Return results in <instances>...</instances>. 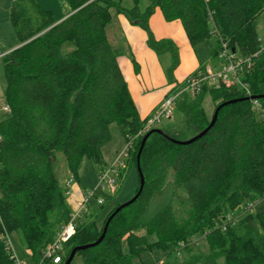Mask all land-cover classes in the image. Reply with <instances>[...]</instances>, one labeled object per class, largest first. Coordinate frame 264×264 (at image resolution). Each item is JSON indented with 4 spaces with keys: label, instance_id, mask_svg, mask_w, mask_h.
Returning <instances> with one entry per match:
<instances>
[{
    "label": "trees",
    "instance_id": "trees-1",
    "mask_svg": "<svg viewBox=\"0 0 264 264\" xmlns=\"http://www.w3.org/2000/svg\"><path fill=\"white\" fill-rule=\"evenodd\" d=\"M67 1L72 11L59 20L34 0H16L11 6L20 45L1 60L8 113L0 119V233L5 229L17 235L33 264H63L73 247L100 236L116 206L101 229L98 212L77 219L60 263L39 262L70 215L55 171L58 153L75 180L83 159L96 164L98 173L106 164L102 147L111 140L114 123L129 142L128 165L137 172L142 137L156 126L144 130L150 114L140 117L105 27L111 8L136 21L146 32L148 47L157 54L171 52L167 73L172 81L179 61L175 47L170 39H156L148 26V17L159 7L166 21H180L192 48L213 39L207 55L214 62L224 47L251 57V66L238 73L248 93L237 83L226 87L223 82L213 88L203 82L191 99L182 92L175 108L185 114L194 135L209 124L217 105L236 101L221 106L213 125L189 143L152 131L139 154L141 193L115 213L99 243L75 254H81L84 264H133L143 250L171 253L178 242L205 232L207 253L200 264H264V211L245 210L264 197V120L245 98L264 95L263 40L256 31L264 0H130V6L124 0ZM65 43L73 48L62 53ZM207 62L186 79L204 72ZM207 92L212 101L219 100L210 118L201 106ZM256 98L264 102V97ZM177 191L183 193V213L175 206ZM229 213L236 220L222 229ZM140 229L144 232L139 234ZM123 240L127 253L121 250ZM0 264H14L1 239Z\"/></svg>",
    "mask_w": 264,
    "mask_h": 264
},
{
    "label": "rangeland",
    "instance_id": "rangeland-1",
    "mask_svg": "<svg viewBox=\"0 0 264 264\" xmlns=\"http://www.w3.org/2000/svg\"><path fill=\"white\" fill-rule=\"evenodd\" d=\"M124 3L129 6L131 5L130 0H124ZM138 27L141 28L139 25ZM256 31L259 33V36L264 41V12H261L258 15ZM212 44H213V39L202 42L201 44L196 46L195 53L197 58H199L201 62L205 60L208 61L205 64V69L207 67H211L212 71L214 72V71H219L222 68V66L227 65L228 61L224 57L219 56L221 51L218 54L216 62H214L215 58L211 57L209 59L207 52ZM173 45L175 47L177 56H179L178 47L174 43ZM72 48H73L72 44L65 43L61 47V52L65 53L71 50ZM155 57L157 58L158 68L160 67L159 69L161 73L164 75L166 80H168L169 78L167 71L168 68L172 65V61H173L171 52L169 50H166L160 54L156 53ZM189 75H187L183 80H185ZM168 81H167L168 83H171L170 80ZM206 83L209 88H213L219 85L220 81L208 80ZM241 83L243 84V82ZM233 85L234 84H229L225 86L230 87ZM237 85H239V87L242 86L239 83H237ZM182 86H180L176 92L170 91L162 98V100L165 97L167 98L177 93ZM174 87L175 86H173L171 89H173ZM197 93H195L194 95H190L187 93V95L191 99ZM179 95L180 94L178 93L176 96V100L174 101L175 107ZM2 99H3V94L0 96V119L8 113V110L4 108V106H6L4 100H3L4 106L1 103ZM218 102L219 100H216V102L211 100V96L209 92H207L203 96L201 106L204 108L205 112L207 113L208 118L211 117L214 107ZM175 107H173V113L170 117H162L159 121L155 122L153 126L162 128L164 132L170 134V136L174 139L186 140L194 136L195 130L187 125L185 114L177 111ZM151 113L152 111L149 114L151 115ZM109 128L112 137L111 140L102 147V154L106 163L103 170L104 169L109 170L111 177L114 178V182L112 183L113 192H111L108 189H103V190L97 189L95 191V197L102 198L103 204L97 203L96 198L92 197L91 199H89L86 205L85 208L86 211L82 209L80 212L81 217L84 216V214L88 213L89 211L94 213L98 212V215L96 217V222L99 229L102 228L104 219L107 216V214L115 206L117 207L120 203H123L128 199H130L134 195L139 185L138 175L135 167H133V165H128V159H129L128 155L127 154L121 155L128 142H126L123 139V137L121 136L118 130V127L114 123L110 124ZM55 171L61 182V186L63 190L68 191V193H65L66 203L69 207L70 213H72L79 208V201L81 200L83 194L96 187L97 165L89 162L86 159H83L79 169V179L75 180L71 172L67 169L64 156L62 155V153H58V160L56 163ZM69 178H72V181L67 186L65 182ZM182 196L183 193L181 191H177L174 199L175 206L180 213H183L181 200L179 199V197ZM253 210L264 211V197H262L261 199L255 202V204L253 205ZM143 232L144 230L140 229L139 232L137 233L140 234ZM4 235H8V237L11 239L14 247V251L17 254V256L20 259L25 260L27 264H33L32 254L27 248H25V245L22 243L21 239H19L17 235L13 233H8L5 229H3L2 232L0 233V239L2 241H3L2 237ZM154 238H155L154 235H151L148 237V240L153 241ZM181 243H185V245L181 246ZM4 250L8 256V259L11 260L10 254L5 248V245H4ZM121 250L123 253H127L128 251L125 240L122 241ZM206 253H207V245H206L205 232H204L201 234H193L187 237L184 241L182 240L178 242L176 247H174V250H172L171 253L162 252L155 248H153L152 250H143L139 253L138 256L134 257L133 264H185L190 260L195 261L194 264H200L202 262L201 258H203ZM70 264H84L81 254H75Z\"/></svg>",
    "mask_w": 264,
    "mask_h": 264
},
{
    "label": "crops",
    "instance_id": "crops-1",
    "mask_svg": "<svg viewBox=\"0 0 264 264\" xmlns=\"http://www.w3.org/2000/svg\"><path fill=\"white\" fill-rule=\"evenodd\" d=\"M15 1L0 0L1 93L4 85L1 60L20 45L10 16L11 6ZM34 2L50 10L58 20L72 11L67 0H34ZM138 25L136 21H131L125 13L111 8L110 20L105 30L138 113L140 117H145L159 105L162 98L171 91L175 84L180 83L198 67L201 60L197 58L195 49L191 47L180 21H166L160 8L155 7L148 17V26L154 37L170 39L178 47L179 61L172 71L173 80L168 83L160 67L157 66L156 52L146 44V32ZM1 103L4 106L3 99Z\"/></svg>",
    "mask_w": 264,
    "mask_h": 264
},
{
    "label": "built area",
    "instance_id": "built-area-1",
    "mask_svg": "<svg viewBox=\"0 0 264 264\" xmlns=\"http://www.w3.org/2000/svg\"><path fill=\"white\" fill-rule=\"evenodd\" d=\"M262 49H264V41L262 44ZM220 57H224L228 63L219 71H212L211 67H207L205 72H198L195 76H192L185 80L183 86L179 89L177 93L171 95L169 97H165L159 105L152 111L151 115L147 119L144 130L153 127L155 122L159 121L162 117H170L173 113V107H175L174 101L176 100L177 94H181L182 92L188 93L190 95H194L197 93L203 82L210 81H220L223 82L225 85L239 83L241 84L246 92L248 90L246 85L242 84L238 73L243 69L244 66L250 67L251 66V57H242L236 56L233 53H230L228 49L225 47L220 52ZM1 95V90H0ZM251 104L252 107L258 112L259 116L264 120V102H260L257 98H252ZM7 109V106H4ZM129 142L126 144L125 149L121 153V155L127 154ZM72 178H69L65 184L68 186ZM114 182V178L111 177L109 170L102 169L97 173V184L96 187L90 191H87L83 194L81 200L79 201V208L76 209L74 212L70 213L69 219L62 223L58 228L54 238L46 245V247L42 250L41 258L39 262L49 260L53 263H60L62 259V254L64 252L63 245L66 243L74 234L75 231V224L77 219L81 217V210L84 209L86 211V205L92 197H95V191L97 189L103 190L108 189L113 192L112 183ZM68 193V191H65ZM96 198V197H95ZM97 203H102V198H96ZM255 203H249L245 210H253V205ZM236 220V216L232 213L227 214L224 218L220 227L225 229L226 223L232 222ZM4 245L7 251L10 254L11 259L13 260L14 264H27L25 260L20 259L14 251V247L12 244L11 239L8 235H4L3 237ZM185 243H181V246H184Z\"/></svg>",
    "mask_w": 264,
    "mask_h": 264
},
{
    "label": "water",
    "instance_id": "water-1",
    "mask_svg": "<svg viewBox=\"0 0 264 264\" xmlns=\"http://www.w3.org/2000/svg\"><path fill=\"white\" fill-rule=\"evenodd\" d=\"M256 97H264V95H260V96H246L245 98L246 99H251V98H256ZM236 101V99H231V100H227V101H224L222 103H220L219 105H217V107L215 108L214 112H213V115L210 119V122L209 124L201 131H199L197 134H195L194 136L186 139V140H177V139H174L172 138L171 136H169L167 133H165L162 129L160 128H156V127H153L151 128L150 130H148L144 136L142 137V140H141V143H140V146H139V149H138V152H137V158H136V165H137V172H138V176H139V185H138V188H137V191L134 193V195L128 199L127 201L123 202V203H120L112 212L111 214L107 217L105 223H104V226H103V229H102V232L100 234V236L97 238V240H95L94 242H91V243H86V244H82V245H78V246H75L71 249L68 257L66 258V260L63 262V264H70L73 256L75 255V253L79 250H83L87 247H90V246H93L97 243H99L103 237H104V234L106 232V229H107V226L110 222V220L112 219V217L115 215V213H117L122 207L130 204L131 202H133L138 196L139 194L141 193L142 189H143V186H144V178H143V175H142V172L140 170V167H139V154H140V151L142 149V146L146 140V138L148 137V135L152 132V131H157V132H160L164 135H166L168 138L172 139L173 141L177 142V143H189L191 141H193L194 139H196L197 137L203 135L212 125L213 123L215 122L216 120V117H217V113H218V110L220 109L221 106H224L228 103H232Z\"/></svg>",
    "mask_w": 264,
    "mask_h": 264
}]
</instances>
